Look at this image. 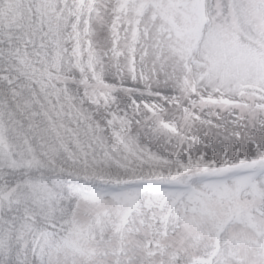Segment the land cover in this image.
<instances>
[{"label": "snow or ice", "instance_id": "snow-or-ice-1", "mask_svg": "<svg viewBox=\"0 0 264 264\" xmlns=\"http://www.w3.org/2000/svg\"><path fill=\"white\" fill-rule=\"evenodd\" d=\"M0 264H264V0H0Z\"/></svg>", "mask_w": 264, "mask_h": 264}]
</instances>
